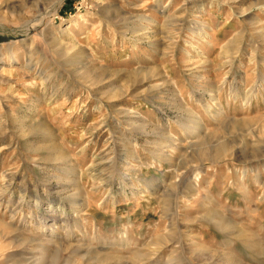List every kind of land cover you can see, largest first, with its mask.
I'll list each match as a JSON object with an SVG mask.
<instances>
[{"label":"rangeland","instance_id":"374dc122","mask_svg":"<svg viewBox=\"0 0 264 264\" xmlns=\"http://www.w3.org/2000/svg\"><path fill=\"white\" fill-rule=\"evenodd\" d=\"M0 264H264V0H0Z\"/></svg>","mask_w":264,"mask_h":264}]
</instances>
